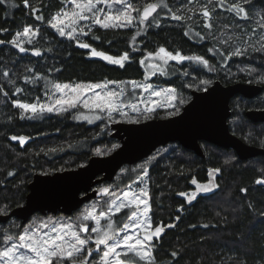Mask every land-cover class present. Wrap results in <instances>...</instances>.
Returning a JSON list of instances; mask_svg holds the SVG:
<instances>
[{"label": "trees", "instance_id": "1", "mask_svg": "<svg viewBox=\"0 0 264 264\" xmlns=\"http://www.w3.org/2000/svg\"><path fill=\"white\" fill-rule=\"evenodd\" d=\"M68 2L28 0L30 7H25L24 0L0 4V30H6L0 31V40L4 41L0 44V88L3 89L0 91V208L4 212L23 203L27 185L35 173L75 168L96 155L95 150L111 151L117 143L109 136L108 123L96 121L90 125L74 120L72 112L63 115L45 113L36 119H21V110L12 106L13 100L31 103L37 97L44 98L42 80L36 84L25 82V76H33L29 68L42 75H49L47 70L52 69L49 78L56 82L129 81L144 79L145 69L140 65V59L161 46L184 55L204 56L214 71L191 61L182 64L171 61L169 75L157 74L149 81L175 87L184 101L189 99L192 88H204L199 84L202 79L211 83L219 80L223 84L240 81L261 85V93L253 99L235 96L230 100L228 126L244 142L264 148V123H252L244 115L249 108H264V80L260 79L264 76V48L260 44L264 27L255 24L259 13L264 14V0H225L223 6L220 0H163L168 7L158 9L161 26L151 25L136 37L135 46L139 49L136 52H132L135 28L104 30L92 25L89 35L81 36V39L110 55L129 52L130 60L123 69L98 58H89L88 50L76 47L75 41L61 38L49 26V21ZM131 2L140 7L157 0ZM12 4L15 7H11ZM235 5L246 10L248 19L241 18L244 13L237 15ZM205 7L211 13L208 21L211 29L204 27L202 12ZM172 13L182 15L184 19L173 21ZM37 15L42 19L37 20ZM25 26L38 30V35L33 38V44H25L29 52L19 53L10 41ZM189 27L192 34L200 32L205 39L201 41L194 35L186 37L184 32ZM93 36L99 39L95 40ZM240 44L248 49L246 54L226 60ZM35 47L42 50L41 57L31 55ZM48 47L53 52L44 51ZM210 48L212 52H209ZM253 48H261V51H253ZM252 67L257 71L250 72ZM56 68L60 71L56 72ZM4 71L9 72L8 77L3 76ZM185 72H188L187 76ZM188 84L193 87H187ZM17 87L23 91L14 94ZM28 115L26 113L25 117ZM163 115V111L158 110L151 118L166 117ZM22 135L28 138L23 146L19 139H11ZM53 147L58 151L45 154ZM202 147L204 155L198 157L177 143H170L166 145V153L147 165L152 226L174 224L158 239H153V264H264V184L256 182L264 180V159L257 156L243 161L231 149L208 143H202ZM124 167L126 172L113 186L124 187L139 173L129 171L127 165ZM215 169L220 171L216 173ZM210 173L213 183L218 185L213 191L197 193L191 204L179 195L196 192L197 185H193L192 180L198 185L207 184ZM113 218L118 227L127 218V213L121 212ZM138 264L144 262L138 261Z\"/></svg>", "mask_w": 264, "mask_h": 264}, {"label": "snow or ice", "instance_id": "2", "mask_svg": "<svg viewBox=\"0 0 264 264\" xmlns=\"http://www.w3.org/2000/svg\"><path fill=\"white\" fill-rule=\"evenodd\" d=\"M7 2L8 0H0V4ZM69 2L74 5V9L65 11L62 17L54 16L49 21V26L61 38L66 37L69 41H75L76 47L88 50L89 58H98L121 69L130 60L129 52L125 51L122 55H110L105 51L97 50L90 43L84 42L81 36H88L92 31V25H97L104 30L135 28L136 33L132 37V52H136L139 50L135 46L136 37L151 25H155L157 28L160 27L161 17L158 8L168 7L163 0L146 3L142 11L131 0H69ZM220 3L223 6V0H220ZM24 4L25 7H30L28 0H24ZM98 5H104V7H98ZM114 5H120L121 7L114 9ZM10 6L15 7L14 4ZM233 7L237 15L244 13L241 18L248 19L244 8L239 5ZM134 12L137 15L134 16ZM154 13L157 15H153ZM202 16L205 19L204 27L211 29L212 25L208 22L211 13L206 7L202 12ZM35 18L37 20L42 19L39 15ZM150 18L151 23H149ZM183 19L182 15L176 13L171 15L173 21H182ZM81 21H84V23L81 24ZM88 21H91L92 24H89ZM37 35L38 30L34 31L31 26H25L22 33L17 32L15 34L10 44L19 53H26L30 50L23 45L25 43L33 44V37ZM184 35L189 38L194 35L199 37L201 41L205 39L200 32L192 34L191 27L184 32ZM21 37L26 39H21ZM92 38L99 39L97 36ZM261 39L264 40V36ZM3 43L4 41L0 40V44ZM262 48H264V45H262ZM252 50L261 51V48H253ZM44 51L51 53L53 49L48 47ZM212 51L213 49L210 48L209 52ZM247 51V48L236 47L225 59L230 60L233 56H243ZM31 55L41 57L42 50L35 47L31 50ZM220 55L223 56L224 54L220 53ZM145 60L148 61L147 64H145ZM171 61L176 64L191 61L203 65L209 71H214L213 68L209 67V60L205 59L204 56L184 55L180 51H169L163 46L159 47L155 53H148L146 57L140 59V65L145 68L144 81L56 82L54 79L49 78L52 69L47 70L49 75H42L29 68L28 71L33 72V76L31 78L25 76L24 80L26 83L30 82L32 84L42 80L44 100L42 101L40 97H37L34 102L30 103L17 99L12 101V106L21 110V119H36L45 113L63 115L72 112L74 120L86 121L90 125L96 121H105L108 124L139 123L141 119H149L157 107L174 108L175 112H171L170 115H175L179 112V107L175 103L177 99L176 88L165 87L156 90L152 83L146 82L157 74L160 76L169 75ZM55 71L59 72L60 69L56 68ZM249 71L255 72L257 69L252 67ZM184 75L187 76L188 72H185ZM3 76L8 77L9 72L4 71ZM260 79L264 80V76H261ZM199 84L204 86L203 91L206 92L211 85V81L202 79ZM128 85H130V88ZM187 87L191 88L193 85L188 84ZM137 90H139V95ZM0 91H3V89L0 88ZM22 91V88L17 87L14 94ZM143 93H147V95H142ZM3 94L7 96V92ZM134 100L138 102H134ZM179 103L183 105L186 101L181 99ZM26 113H30V115L25 117ZM11 139H19L21 146H23L28 138L22 135L20 137L12 136ZM113 147L119 146L115 145ZM59 150L62 151L63 149ZM41 151H44V149H41ZM56 151L58 149L55 147L48 148L45 154ZM96 154H101L99 149L96 150ZM153 159H156V157H153ZM140 168L143 169V174L138 176L133 184L145 185L144 178L148 175V169L145 165H140ZM133 171L137 170L133 169ZM213 171L218 173L220 170L215 169ZM209 177L207 184L198 185L196 180H192V184L197 185V191L192 194L181 192L179 195L185 197L187 202L191 204L196 199L197 193L213 191L218 185L212 182L211 173ZM256 182L264 184V180H257ZM133 184H129L127 189L122 192L110 191V186L98 188V193L108 197L104 201L106 208L100 210L99 213H97L99 205L94 204L90 210H86L75 221L65 220L64 218L53 219L51 217L39 221L33 219L30 224L22 229V232L6 233L3 240L0 241V264H53V260H55V264H138V261L144 262V264H153L154 257L151 244L154 238L158 239L160 237L164 228L157 226L153 229L150 217V193L146 187L135 188ZM124 209H129L127 222H124L122 227H114L113 217ZM0 214H4V209L0 208ZM176 219L179 220V217ZM88 221H93L95 224L94 227H91V233L96 234L95 238L92 235H81V233L89 232ZM101 221H107V224L102 227ZM15 227L19 228L20 225L17 224ZM167 227L171 228L174 225L169 224ZM121 233H123L122 236ZM141 233H143L142 236ZM90 245L95 247L93 248ZM94 251L99 254L98 260L90 259ZM172 256H176V253H172Z\"/></svg>", "mask_w": 264, "mask_h": 264}, {"label": "water", "instance_id": "3", "mask_svg": "<svg viewBox=\"0 0 264 264\" xmlns=\"http://www.w3.org/2000/svg\"><path fill=\"white\" fill-rule=\"evenodd\" d=\"M262 89L256 83L237 81L223 84L214 80L206 92L192 89L188 101L175 115L150 118L135 124H109V136L117 141L119 147L104 155H92L75 168L35 173L27 185L23 203L0 214V224L12 219L25 224L35 214L70 216L85 203L105 197L97 189L110 186L123 166L134 165L170 143H177L198 157L204 155L202 143H208L221 149H231L239 160L257 156L264 159L263 147L244 142L228 126L230 100L235 96L253 99ZM244 115L252 123H264V108H249ZM100 183L104 184L97 187ZM166 229H169L167 225ZM97 254L94 251L92 258Z\"/></svg>", "mask_w": 264, "mask_h": 264}, {"label": "rangeland", "instance_id": "4", "mask_svg": "<svg viewBox=\"0 0 264 264\" xmlns=\"http://www.w3.org/2000/svg\"><path fill=\"white\" fill-rule=\"evenodd\" d=\"M223 1H225V0H223ZM133 3V2H132ZM133 4H135V3H133ZM146 3H144V4H142L141 6H140V8H142L144 5H145ZM135 5H137V4H135ZM138 6V5H137ZM98 7H104V5H98ZM114 7V9L115 8H119V7H121L120 5H114L113 6ZM74 9V5L73 4H71L70 2H68L66 5H65V7L62 9V10H60L55 16H60V17H62L63 16V13L65 12V11H71V10H73ZM105 10H107V9H105ZM133 15L135 16V15H137V13H133ZM54 17V16H53ZM84 23V21H81V24H83ZM88 23L89 24H92V22L91 21H88ZM255 24L258 26V27H264V26H262V25H264V14H263V16H262V14H260L259 13V16H258V19H256L255 20ZM21 33L23 32V30L22 31H20ZM30 35H31V33H30ZM262 36H264V34L263 35H261V37ZM261 37H260V41H261V45H264V40H262L261 39ZM34 38V37H33ZM21 39H26V38H24V37H21ZM258 44H259V42H257ZM25 44H27V43H25ZM25 44L23 45L24 47H25ZM237 47H241V48H243V44L241 45L240 44V46H237ZM158 51V50H157ZM156 52V51H155ZM154 52V53H155ZM147 55H145L144 57H146ZM143 57V58H144ZM148 63V61L147 60H145V64H147ZM145 69V68H144ZM137 81H144V79H142V80H137ZM147 83H152L151 81H149V80H147L146 81ZM154 86H155V88H156V90H160L161 88H165V87H170V86H165V85H161V84H157V83H152ZM128 87L130 88V85H128ZM192 89H194V88H192ZM138 91V95L140 94L139 93V90H137ZM142 95H147V93H143ZM176 96H177V99H176V101H175V103L177 104V106L179 107V111H180V109H181V107L183 106V105H180V103H179V101L181 100V98L179 97V95L177 94V92H176ZM153 99H157V98H153ZM161 99V102H163L162 101V98H160ZM43 100H44V98H43ZM42 100V101H43ZM188 101V100H187ZM186 101V102H187ZM134 102H138V101H135L134 100ZM163 111V116H169L170 115V113L171 112H175V109L174 108H169V107H157V109H156V111ZM155 111V112H156ZM155 112H153L151 115H150V118L154 115V113ZM28 114H30V113H28ZM149 118V119H150ZM140 121H143V119H141ZM109 133H110V130H109ZM118 143H116L115 145H117ZM114 149V147H112L111 148V150H113ZM167 148H166V146H163V147H159V148H157L149 157H147V158H145V159H143L142 161H140V162H138V163H136V164H134L133 166H129V171H131V172H133V169H136L137 171H139V173H138V175L135 177V179H134V181H136L137 180V178H138V176H140V175H142L143 174V169H141L140 168V165H145L146 167H147V165H148V163H150L151 161H153L154 159H153V157H156V158H158L162 153H166L167 152ZM110 151H102V150H100V153L101 154H99V155H104V154H107V153H109ZM94 154H96V150L94 151ZM97 155V154H96ZM126 172V168L124 167H122L119 171H118V173L116 174V176H115V178H114V180L109 184L110 185V187H111V191H113V192H122L123 190H126L127 189V187H128V185L129 184H133V182H131V183H128L127 185H125L124 187H118V186H113V183H115L118 179H119V177H120V175H122L123 173H125ZM145 179V185H138V184H133V187H135V188H139V187H141V186H143V187H146L147 188V190H148V184H147V177H145L144 178ZM212 182H214V179H212ZM209 193V192H208ZM108 199V197L107 196H105V197H102V198H98V199H93V200H91V201H89L88 203H86V204H84L78 211H76V212H74L72 215H70V216H64V215H62V214H56V215H52V214H47V215H40V214H36V215H34V216H32L30 219H29V221L28 222H26L25 224H22V223H20L19 221H17V220H15V219H12V220H9L8 222H6L5 224H3V225H1L0 224V241H2L3 240V238H4V235L7 233V234H12L11 232L10 233H8L9 231H15V230H17L18 229V231H17V233H19V232H22V229L24 228V227H26L28 224H30L31 223V221L33 220V219H35V220H37V221H39V220H46V219H48L49 217H51V218H53V219H57V218H64L65 220H72V221H75L78 217H80L86 210H90L91 208H92V206L94 205V204H98L99 206L97 207V213H99V211L100 210H102L103 208H106V205H104V201L105 200H107ZM122 212H125V215H126V213H127V215H128V213H129V209H124V210H122ZM113 221L115 222L114 223V227H117L116 225L118 224V222L113 218ZM124 222H127V218L120 224V226H118V227H122V224L124 223ZM88 223V226H89V232L88 233H81V235L82 236H84V235H92L93 236V238H95V235L96 234H94V233H91V227H94L95 226V224H94V222L93 221H88L87 222ZM20 225V227L19 228H16L15 227V225ZM107 224V221H101V226L103 227V226H105ZM117 227V228H118ZM45 231H46V229H45ZM121 236L123 235V233H121L120 234ZM143 235V233H141V236ZM101 247H103V246H101ZM118 251H120V249H118ZM131 255V254H130ZM98 258H99V254H97L96 256H95V258L94 259H97L98 260ZM138 259V258H137ZM55 263V260H53V264Z\"/></svg>", "mask_w": 264, "mask_h": 264}, {"label": "flooded vegetation", "instance_id": "5", "mask_svg": "<svg viewBox=\"0 0 264 264\" xmlns=\"http://www.w3.org/2000/svg\"><path fill=\"white\" fill-rule=\"evenodd\" d=\"M256 97H257V96H256ZM103 184H104V183H100V184L97 185V187H99V186H101V185H103ZM87 203H88V202H87ZM85 204H86V203H85ZM35 215H36V214H35ZM157 226H161V227H163V228L165 227V226H162L161 224H158ZM157 226H156V227H157ZM153 229H154V228H153ZM90 246H92V245H90ZM94 258H95V256H93L92 259H94ZM54 264H55V263H54Z\"/></svg>", "mask_w": 264, "mask_h": 264}]
</instances>
